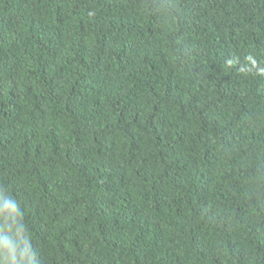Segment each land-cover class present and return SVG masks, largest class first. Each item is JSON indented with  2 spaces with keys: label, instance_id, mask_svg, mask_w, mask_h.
<instances>
[{
  "label": "trees",
  "instance_id": "obj_1",
  "mask_svg": "<svg viewBox=\"0 0 264 264\" xmlns=\"http://www.w3.org/2000/svg\"><path fill=\"white\" fill-rule=\"evenodd\" d=\"M0 264H264V0H0Z\"/></svg>",
  "mask_w": 264,
  "mask_h": 264
}]
</instances>
